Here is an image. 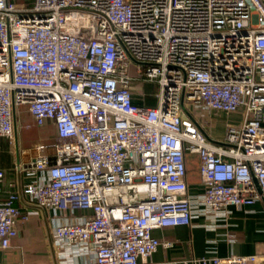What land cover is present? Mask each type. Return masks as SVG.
I'll use <instances>...</instances> for the list:
<instances>
[{
  "label": "built area",
  "instance_id": "2783aa9c",
  "mask_svg": "<svg viewBox=\"0 0 264 264\" xmlns=\"http://www.w3.org/2000/svg\"><path fill=\"white\" fill-rule=\"evenodd\" d=\"M146 81L158 84L155 106L134 102ZM22 108L57 133L27 162ZM219 116L224 137L204 126ZM2 139L18 171L38 176L23 188L28 199L63 215L58 240L89 245V264H159L152 254L172 243L153 230L192 222L189 156L207 212L264 201V0H0ZM5 178L0 168V253L22 213L17 193L1 194ZM81 211L90 213L71 215Z\"/></svg>",
  "mask_w": 264,
  "mask_h": 264
},
{
  "label": "crops",
  "instance_id": "0c3cea01",
  "mask_svg": "<svg viewBox=\"0 0 264 264\" xmlns=\"http://www.w3.org/2000/svg\"><path fill=\"white\" fill-rule=\"evenodd\" d=\"M146 86H136L134 102L155 106L157 101L149 94L148 85ZM21 115L22 117L24 115V120L32 119L29 114L26 115L23 108ZM48 126L49 129H41L44 133L41 132L34 141L28 138L27 141L22 142L21 149L27 150L21 155L23 162L38 154L36 150L38 144L51 145L56 142L55 127L53 124ZM220 126L222 127L219 123ZM52 151L50 147L46 150L48 153ZM191 167L193 173L192 176H188V181L190 194L194 198L192 222L190 225L154 229L155 237L161 242H171L172 245L161 244L152 254L151 260L159 264H183L184 261L192 258L227 257L236 254L257 255V261L253 264H264V201L257 200L253 204L243 206H228L222 214L214 216L207 212L198 200L204 190L199 161ZM0 168L6 171V178L1 187L2 196L6 197L11 192L17 193L19 199L16 200V204L22 211L18 221V235L12 240L11 246L0 253V263L89 264L94 257L89 245L73 246L56 238L55 224L63 218V215L43 210L39 204L30 201L24 193V186L37 180L38 176H28L26 172L17 171L12 163L3 159L2 152H0ZM77 213L71 215L76 217L90 212ZM26 215L27 218L24 217Z\"/></svg>",
  "mask_w": 264,
  "mask_h": 264
},
{
  "label": "rangeland",
  "instance_id": "374dc122",
  "mask_svg": "<svg viewBox=\"0 0 264 264\" xmlns=\"http://www.w3.org/2000/svg\"><path fill=\"white\" fill-rule=\"evenodd\" d=\"M13 1L20 8H28V7H31L33 5L35 0H13ZM140 66L142 67V69L144 71L147 68L146 65H140ZM144 85L145 86L148 85V90L147 91H149V94L152 96L153 99L154 98L156 99V93L158 92V84L156 82H149V81H146V83H140V82L136 83V86L143 87ZM27 114L28 113H26V115ZM222 118H223V116H219L217 119H215V121L219 122L222 125V127L221 126L219 127V123L217 124V126L215 124L214 125L211 124L210 126L204 125L205 128H206V131H207V133L209 135L214 136V137H218V135L221 132H224V129H225L224 123H226V120L221 121ZM22 119H23V121H22ZM47 127L48 126H45V129H47ZM41 129H42V127L36 125L34 123L33 119L29 118V119L24 120V116L22 117L20 115V118H19L20 148L22 147V145H23L22 142L24 140L27 141L28 138H29V140L33 139V141H34L36 139V137H38L41 134V132L44 133V131L41 130ZM220 135H221V137H224L225 133H221ZM1 144L3 145L2 146L3 149L1 151L3 153V159H5L8 163H12V166L13 167L15 166V169L18 171V168L16 167L17 156H16V153L13 151L12 146L9 144V142L6 139H2L1 140ZM12 159H14V161Z\"/></svg>",
  "mask_w": 264,
  "mask_h": 264
},
{
  "label": "trees",
  "instance_id": "16d2710c",
  "mask_svg": "<svg viewBox=\"0 0 264 264\" xmlns=\"http://www.w3.org/2000/svg\"><path fill=\"white\" fill-rule=\"evenodd\" d=\"M22 116V115H21ZM24 116V115H23ZM44 130L45 127H42ZM47 129H49V126L47 127ZM198 162V158L196 155H192V156H189V161H188V176H192V173H193V169L191 167L192 164H195ZM189 179V178H188Z\"/></svg>",
  "mask_w": 264,
  "mask_h": 264
}]
</instances>
